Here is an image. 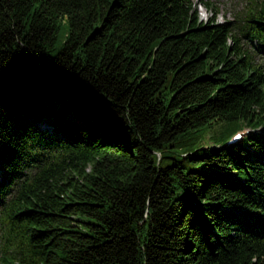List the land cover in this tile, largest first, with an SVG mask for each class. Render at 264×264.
Masks as SVG:
<instances>
[{"label":"trees","instance_id":"obj_1","mask_svg":"<svg viewBox=\"0 0 264 264\" xmlns=\"http://www.w3.org/2000/svg\"><path fill=\"white\" fill-rule=\"evenodd\" d=\"M199 5L0 0V264H264V0Z\"/></svg>","mask_w":264,"mask_h":264},{"label":"rangeland","instance_id":"obj_2","mask_svg":"<svg viewBox=\"0 0 264 264\" xmlns=\"http://www.w3.org/2000/svg\"><path fill=\"white\" fill-rule=\"evenodd\" d=\"M194 2H198V0H193ZM213 5V10L209 12L205 7L199 5L198 15L199 18L203 21L208 20V18L212 15V18L216 19L217 22L231 21L233 19L234 13L240 8L242 0H203ZM46 126L42 123L41 128ZM50 127H48L49 129ZM216 128V125H212L208 128H203L198 132V135L194 141L197 145H204L209 142L210 135L212 131ZM45 130V129H43ZM244 134L245 132H249L250 129L248 127H244L240 129Z\"/></svg>","mask_w":264,"mask_h":264},{"label":"bare ground","instance_id":"obj_3","mask_svg":"<svg viewBox=\"0 0 264 264\" xmlns=\"http://www.w3.org/2000/svg\"><path fill=\"white\" fill-rule=\"evenodd\" d=\"M240 139L239 138H236L234 136H230L227 140H226V143L229 145L231 143H234L236 141H239Z\"/></svg>","mask_w":264,"mask_h":264}]
</instances>
